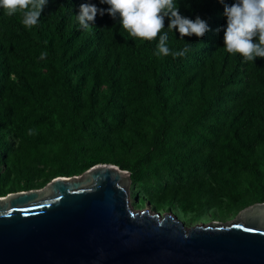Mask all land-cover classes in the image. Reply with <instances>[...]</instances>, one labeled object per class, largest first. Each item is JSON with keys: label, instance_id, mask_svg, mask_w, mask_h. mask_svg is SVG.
Instances as JSON below:
<instances>
[{"label": "trees", "instance_id": "obj_1", "mask_svg": "<svg viewBox=\"0 0 264 264\" xmlns=\"http://www.w3.org/2000/svg\"><path fill=\"white\" fill-rule=\"evenodd\" d=\"M85 2L108 8L99 0H48L40 23L30 29L21 23L22 13L7 16L0 9V84L7 88L17 80L18 88L8 91L15 119L32 127L21 130L15 150H4L6 165L25 170L29 164L49 158L45 149L36 145L45 131L43 124L30 119L35 112L54 113L66 127L65 134L47 130L64 142L66 152L52 179L112 162L130 172V180L135 182L144 169L155 168L170 154L171 132L176 130L206 144L213 134L210 126L222 123L224 133L215 148L216 161L221 168L229 165L247 171L256 186L257 199L244 202L241 209L264 202L263 174L258 165L264 146V58L246 62L239 54L224 51L223 31H217L226 26L223 5L217 0H177L183 16L193 20L199 16L207 21L209 31L201 38H181L175 30L168 32L171 50L191 44L184 56L173 58L154 54L158 38L151 42L131 38L120 28L119 17L97 14L89 29L81 28L76 16ZM164 23L167 31V17ZM44 52L47 56L41 59ZM68 68L83 80V101L77 97V82L72 81ZM244 77L246 86L237 95L235 107L217 109L218 101L230 97L234 85ZM111 98L123 100L130 114L127 130L119 138L123 156L93 154L85 158V130L109 110ZM177 157L187 159L179 153ZM222 181L231 186L227 179Z\"/></svg>", "mask_w": 264, "mask_h": 264}, {"label": "water", "instance_id": "obj_2", "mask_svg": "<svg viewBox=\"0 0 264 264\" xmlns=\"http://www.w3.org/2000/svg\"><path fill=\"white\" fill-rule=\"evenodd\" d=\"M130 174L96 164L0 197V264H264V202L187 227L130 201Z\"/></svg>", "mask_w": 264, "mask_h": 264}, {"label": "rangeland", "instance_id": "obj_3", "mask_svg": "<svg viewBox=\"0 0 264 264\" xmlns=\"http://www.w3.org/2000/svg\"><path fill=\"white\" fill-rule=\"evenodd\" d=\"M114 67H117L115 64ZM44 72V70L42 71ZM68 73L73 82H77V97L83 101L85 85L82 79L75 77L71 68ZM247 79L244 77L233 87L230 97H223L217 103V109L230 111L237 103L236 97L245 89ZM18 88L17 80L5 88L0 84V197L10 193L41 188V184L49 182L54 169L61 159L66 157L65 144L56 135L47 133L48 129L66 133V127L54 113L35 112L31 120L43 124L44 136L36 141L45 149L49 158L43 163H31L27 169H16L5 163L4 150H15L20 141V132L24 127L32 129L30 123H20L15 119V111L8 95L10 89ZM107 96L106 89L100 88ZM239 92V93H238ZM101 101V97L98 99ZM129 111L123 100L110 99L109 110L88 124L85 130L87 138L82 156L89 158L93 154L123 156L119 138L127 130ZM222 123L210 126L212 135L210 142L203 144L182 135L178 131L170 133L167 155L153 169H144L138 181L129 183L130 201L136 209L146 207L160 214L172 213L187 227L211 222L229 223L235 221L244 202H255L256 186L247 171L227 165L221 168L214 152L224 131ZM135 140V137H134ZM135 143L137 141L135 140ZM187 157L178 158L177 154ZM113 165L112 162L106 163ZM258 165L263 174L264 183V146L261 147ZM230 171H233L231 174ZM128 172V171H127ZM130 174V172H128ZM73 175V176H78ZM63 177V176H60ZM66 178L72 176H64ZM56 178V177H55ZM231 184L225 186L222 179Z\"/></svg>", "mask_w": 264, "mask_h": 264}, {"label": "clouds", "instance_id": "obj_4", "mask_svg": "<svg viewBox=\"0 0 264 264\" xmlns=\"http://www.w3.org/2000/svg\"><path fill=\"white\" fill-rule=\"evenodd\" d=\"M223 5L226 26L223 31V49L228 54H239L244 61L253 62L264 58V0H234L231 4L217 0ZM48 0H0V9L7 16L22 13L21 23L32 28L40 23V16ZM108 5L107 9L97 8L91 3H82L76 19L81 28L87 30L97 14H107L113 19L119 17L120 28L131 38L142 41H155L156 56L182 57L191 49L185 43L183 49L173 51L168 46V32L175 30L180 37H203L208 31L207 21L197 16L194 20L183 16L177 0H99ZM168 18L167 31L165 18ZM47 53H41L44 59Z\"/></svg>", "mask_w": 264, "mask_h": 264}]
</instances>
